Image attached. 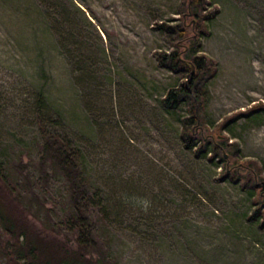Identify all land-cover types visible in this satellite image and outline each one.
<instances>
[{"label":"rangeland","instance_id":"1","mask_svg":"<svg viewBox=\"0 0 264 264\" xmlns=\"http://www.w3.org/2000/svg\"><path fill=\"white\" fill-rule=\"evenodd\" d=\"M54 1L76 42L43 33L42 1L0 0L2 166L35 174L32 189L55 219L64 179L38 176L37 140L44 128L78 144L88 191L97 185L113 202L107 216L96 205L91 214L116 264H264V231L244 216L264 188L252 203L239 181L224 177L242 163L239 172L264 182V0L193 7H216L199 32L178 12L181 0ZM161 22L183 26L182 38ZM176 47L180 68L160 65L154 51ZM192 52L211 65L201 77L205 138L230 142L225 160L183 146L184 103L169 110L159 100L195 71Z\"/></svg>","mask_w":264,"mask_h":264},{"label":"trees","instance_id":"2","mask_svg":"<svg viewBox=\"0 0 264 264\" xmlns=\"http://www.w3.org/2000/svg\"><path fill=\"white\" fill-rule=\"evenodd\" d=\"M40 1L44 4V9L39 8L43 33L55 38L58 36V42H67L69 37H74L76 42L77 31L72 30L71 26L66 27V22L69 23L67 15L58 9L57 3L54 0ZM207 2L209 1L181 0L179 3L180 6H184V9L178 12L180 14L189 13L190 18H193L191 24L193 31L199 32L203 27L202 20L211 17L216 11V7H211L202 13L195 11ZM155 25L165 29L168 33H176L180 38L185 32L183 26L180 27L176 23L161 22ZM177 51L176 47L167 52L155 50L154 54L160 65L170 70H177L182 64ZM187 57L193 63L195 71L188 80L168 86L159 97L160 103L169 110L184 103L185 113L180 116L184 126L180 128L178 135L183 146L190 148L193 155H203L208 151V159L213 160L212 156L219 154L225 160L222 151L230 142H226L225 139L218 142L213 137L205 138V134L211 130H207L205 125L203 113L205 98L203 97L204 89H201V77L207 76L208 73L204 70L210 68L211 65L207 64L208 58L202 54L194 55L192 52ZM252 111L250 110V113ZM242 113L248 115L246 111ZM58 114L61 117V113L58 112ZM37 141L38 176L42 174L43 178H47L48 174H59L63 177L64 186L60 199L64 203V209L57 218L50 217L49 205L45 204L41 198H37V193L32 189L33 173L29 170L21 173L18 170L20 173L14 176L0 163V255L2 264H116L108 247L102 245V240L98 237L99 233L96 232L97 220L94 221L91 214V209L96 205L100 212L107 216V213L111 212L113 202L111 205L110 197H104L101 188L97 185L88 191L89 181L83 150L68 136L44 128L41 138ZM241 164H237L230 172H225L224 177L239 181V186L251 194L253 201L256 193L259 195L262 193L260 190L264 188V182H257L252 179L251 174L250 176L239 172L241 167H245ZM255 167L258 169L257 166ZM215 177L220 178L221 176ZM32 201L34 202L33 207L31 206ZM263 201L262 198L260 202L253 201L252 203L257 205L244 216L250 221H255L257 226L264 231ZM102 213L99 218L104 220ZM59 233L64 235L61 237Z\"/></svg>","mask_w":264,"mask_h":264},{"label":"water","instance_id":"3","mask_svg":"<svg viewBox=\"0 0 264 264\" xmlns=\"http://www.w3.org/2000/svg\"><path fill=\"white\" fill-rule=\"evenodd\" d=\"M183 62H186V60H185V59H183ZM191 66H192V64H191Z\"/></svg>","mask_w":264,"mask_h":264}]
</instances>
